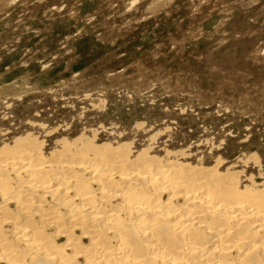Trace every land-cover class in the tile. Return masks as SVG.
Returning <instances> with one entry per match:
<instances>
[{
	"label": "rangeland",
	"instance_id": "obj_1",
	"mask_svg": "<svg viewBox=\"0 0 264 264\" xmlns=\"http://www.w3.org/2000/svg\"><path fill=\"white\" fill-rule=\"evenodd\" d=\"M90 129L264 170V0H0V135Z\"/></svg>",
	"mask_w": 264,
	"mask_h": 264
},
{
	"label": "bare ground",
	"instance_id": "obj_2",
	"mask_svg": "<svg viewBox=\"0 0 264 264\" xmlns=\"http://www.w3.org/2000/svg\"><path fill=\"white\" fill-rule=\"evenodd\" d=\"M91 130L0 135V264H264L258 157Z\"/></svg>",
	"mask_w": 264,
	"mask_h": 264
}]
</instances>
